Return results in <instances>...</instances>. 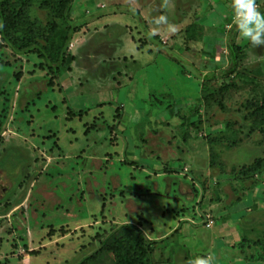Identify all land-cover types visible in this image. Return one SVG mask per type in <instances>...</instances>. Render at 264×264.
Wrapping results in <instances>:
<instances>
[{
  "label": "rangeland",
  "instance_id": "rangeland-1",
  "mask_svg": "<svg viewBox=\"0 0 264 264\" xmlns=\"http://www.w3.org/2000/svg\"><path fill=\"white\" fill-rule=\"evenodd\" d=\"M231 2L72 0L56 75L0 41V264H78L124 224L154 264H264V169L240 174L264 158V134L247 138L264 45L241 37Z\"/></svg>",
  "mask_w": 264,
  "mask_h": 264
},
{
  "label": "trees",
  "instance_id": "trees-1",
  "mask_svg": "<svg viewBox=\"0 0 264 264\" xmlns=\"http://www.w3.org/2000/svg\"><path fill=\"white\" fill-rule=\"evenodd\" d=\"M72 0H0V41L13 55H36L43 61L52 74L62 73L67 62L66 48L77 32L69 19ZM264 7V6H263ZM35 8L43 12L42 18L31 19V11ZM261 13L263 11L259 10ZM141 23L142 18L138 16ZM145 27V26H144ZM145 35L156 44L158 36L152 35L146 28ZM158 44V43H157ZM232 53L240 48L230 47ZM159 53L172 61V56L159 45ZM261 113L250 126L247 138L252 132L264 134V100L258 108ZM212 139L213 145L226 149L237 147L241 139ZM217 153L210 148V166H216ZM264 169V158L255 160L241 170L243 179L257 177ZM98 241V248L83 258L78 264H154L153 242L149 241L137 225L124 224L114 226L102 236L93 237Z\"/></svg>",
  "mask_w": 264,
  "mask_h": 264
},
{
  "label": "clouds",
  "instance_id": "clouds-1",
  "mask_svg": "<svg viewBox=\"0 0 264 264\" xmlns=\"http://www.w3.org/2000/svg\"><path fill=\"white\" fill-rule=\"evenodd\" d=\"M233 24L243 39L248 40L254 47L264 45V14L258 11L256 0H232ZM164 20V17H160ZM188 264H211L208 257H196Z\"/></svg>",
  "mask_w": 264,
  "mask_h": 264
},
{
  "label": "crops",
  "instance_id": "crops-1",
  "mask_svg": "<svg viewBox=\"0 0 264 264\" xmlns=\"http://www.w3.org/2000/svg\"><path fill=\"white\" fill-rule=\"evenodd\" d=\"M153 27H154V25H153ZM157 29H159V28L157 27ZM161 29H162V28H161ZM159 30H160V29H159ZM154 31L157 32V31H156V27H154ZM162 31H163V33H164V30H163V29H162Z\"/></svg>",
  "mask_w": 264,
  "mask_h": 264
},
{
  "label": "built area",
  "instance_id": "built-area-1",
  "mask_svg": "<svg viewBox=\"0 0 264 264\" xmlns=\"http://www.w3.org/2000/svg\"><path fill=\"white\" fill-rule=\"evenodd\" d=\"M210 225V224H209ZM208 226V225H207ZM210 227V226H209Z\"/></svg>",
  "mask_w": 264,
  "mask_h": 264
}]
</instances>
